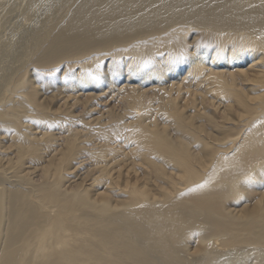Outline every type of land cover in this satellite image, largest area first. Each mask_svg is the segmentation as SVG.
I'll return each instance as SVG.
<instances>
[{
    "label": "bare ground",
    "instance_id": "obj_1",
    "mask_svg": "<svg viewBox=\"0 0 264 264\" xmlns=\"http://www.w3.org/2000/svg\"><path fill=\"white\" fill-rule=\"evenodd\" d=\"M0 264H264V0H0Z\"/></svg>",
    "mask_w": 264,
    "mask_h": 264
},
{
    "label": "snow or ice",
    "instance_id": "obj_2",
    "mask_svg": "<svg viewBox=\"0 0 264 264\" xmlns=\"http://www.w3.org/2000/svg\"><path fill=\"white\" fill-rule=\"evenodd\" d=\"M150 63H151V61L145 60V61L143 62V64L141 65V67H146V66H148ZM97 66H99V65H97ZM49 74H51V73H49ZM88 74H89L90 76L92 75L91 72H89Z\"/></svg>",
    "mask_w": 264,
    "mask_h": 264
},
{
    "label": "rangeland",
    "instance_id": "obj_3",
    "mask_svg": "<svg viewBox=\"0 0 264 264\" xmlns=\"http://www.w3.org/2000/svg\"><path fill=\"white\" fill-rule=\"evenodd\" d=\"M184 40H185L186 42H188V40H190V38H189V34H185V36H184Z\"/></svg>",
    "mask_w": 264,
    "mask_h": 264
}]
</instances>
